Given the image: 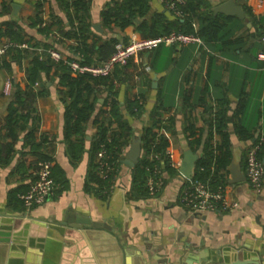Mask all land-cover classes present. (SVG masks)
Returning <instances> with one entry per match:
<instances>
[{
	"label": "crops",
	"instance_id": "1",
	"mask_svg": "<svg viewBox=\"0 0 264 264\" xmlns=\"http://www.w3.org/2000/svg\"><path fill=\"white\" fill-rule=\"evenodd\" d=\"M109 1L89 2V37L100 42L110 37L124 41L149 37L137 28V22L150 21L155 13L165 9V0H148L147 13L137 17L134 24L124 28L113 24L108 27L102 23L101 11ZM209 1L212 10L226 0ZM233 1L241 6L245 18L240 20L225 15L230 18L227 24L231 28L222 41L158 45L140 52L127 65L117 66L111 74L112 94L133 133L120 164L114 165L112 174L107 177L108 186L102 189L107 192L104 196L95 192L99 189L97 183L87 184V175L90 142L96 130L93 118L100 109H109L108 104H103L107 88L98 85V102L85 125L83 152L76 164H72L63 140L59 97L65 96L64 87L57 85L56 67L51 66L47 72L39 71L31 87L34 93L31 104L39 116L35 140L39 141L43 134L52 136L43 146V152L53 162L56 192L42 204L27 210L19 194L32 180L37 158L29 147L22 146L23 130L17 127L16 138L11 139L2 128L11 99V94L3 93L4 83L7 80L12 83L24 81L33 56L42 53L46 44H52L64 61L67 57L80 58V55L75 51L76 40L63 34L69 28V21L66 11L56 0H0V27L4 28L7 22L15 23L21 28L24 39L15 43L20 52L19 59L6 53L3 58L8 65L0 68L1 155L8 142L11 141L13 147L9 161L0 164V239H9L6 259L10 264H89L86 251L69 236L74 232L72 228L60 227L62 231H59L45 227L44 223H57L62 219L69 223L101 222L109 227L105 230L102 226L94 229L84 225L94 233L91 237L97 240L95 248L101 254L102 264H114L117 251L121 252L123 263L145 264L143 261L152 257H168L173 260L168 264H181L182 259L189 260L183 247L185 239L196 243L202 257L212 250H221L227 251L234 262L255 264L256 259L259 262L256 264H264V177L262 189L256 191L245 180L230 183L228 169L224 196L229 204L236 202L237 205L193 216L179 201L180 174L170 177L166 173L163 191L153 198L143 197L133 189L132 167L122 162L132 139L151 124V113L157 105L161 123L172 119L170 128H162L160 132L168 139L178 164L182 160L183 147L187 145L184 128L192 123L203 131L201 143L194 151L189 148L197 159L207 137L209 122L215 115L223 120L229 134L231 160L235 150H239L243 175L244 154L250 140L240 136L259 137L264 146V61L256 57L264 48V0ZM37 2H40L38 8ZM12 4L18 7L13 9ZM166 16L173 18L168 12ZM36 17L41 22L35 24ZM95 24L99 25V30L94 28ZM236 24L238 27L234 29ZM46 26L49 31L40 30ZM198 26V22L193 21V27L198 29ZM0 40L8 41L5 37ZM90 55L95 58L96 50ZM132 99H137L142 107L138 114H130L126 108ZM115 126L113 122L110 129ZM218 140L219 135L212 130V146ZM92 262L96 264L94 260Z\"/></svg>",
	"mask_w": 264,
	"mask_h": 264
},
{
	"label": "trees",
	"instance_id": "2",
	"mask_svg": "<svg viewBox=\"0 0 264 264\" xmlns=\"http://www.w3.org/2000/svg\"><path fill=\"white\" fill-rule=\"evenodd\" d=\"M56 1L66 11L69 21V28L63 34L65 37L76 40L78 45L75 51H78L80 58L67 57L66 61L63 59L55 61L46 53L48 48H53L52 44H46V48L42 53L33 56L32 66L27 70L25 80L12 83L11 99L7 105L8 113L2 128L11 139H14L16 138L15 129L19 127L24 131L22 146L29 147V151L35 155L37 160H52L51 157L43 152V146L52 136L43 134L39 141L35 140L39 116L31 104V99L34 96L31 87L39 71L47 72L51 66H54L56 67L58 78L57 85L63 86L65 90V96L59 97L62 105L63 140L67 146L71 163L76 164L83 152L85 125L93 115L98 102V85L103 84L108 91L103 104H108L109 109L106 111L100 109L93 118L96 130L90 142V163L87 184L91 182L97 183L99 189L96 188L95 192L104 196L107 192L106 189L105 191H102V189L108 186L109 179L102 178L97 173L96 153L102 146L108 154L107 160L114 165L120 164L124 149L132 136V128L123 119L119 102L112 94L111 74L114 71L106 76H93L88 73L75 74L71 72L68 62L77 59L83 64H97L113 52L118 39L110 37L100 42L101 40L89 37L88 9L90 0ZM168 2H173V0H165L164 11L155 13L150 21L142 20L137 22V28L144 33H148L149 37L167 34L171 31L193 33L206 43L222 41L223 37H226L230 32L231 27L227 24L230 18L221 13L214 14L209 0L174 1L173 9L179 10L181 12L180 16L175 15L173 10L167 9L166 4ZM36 6L38 8L40 2H37ZM4 7L3 4L2 10ZM148 9V0H110L101 11L102 23L108 27L113 24L124 28L130 24H134L137 17H144ZM166 12L172 15L173 18H167ZM193 21L198 22V29L193 27ZM39 22H41V19L36 17L35 24ZM236 27H238L237 24L234 25V29ZM48 28L46 26L40 30L47 32L49 31ZM0 37H5L8 42L14 44L7 49L6 53L11 54V58L18 60L20 52L17 51L15 43L24 41L21 28L13 22H7L4 28L0 27ZM89 38L90 41L88 42ZM95 50L97 55L95 58H92L90 54ZM4 55L0 59V68L8 65L7 60L3 58ZM126 108L130 114H138L142 107L137 99H132L127 102ZM158 108L159 106L157 105L152 110L151 124L142 130L140 135L142 152L138 162L131 169L133 189L143 197L148 196L145 180L153 164L162 165V168L170 177L178 174V170L171 167L167 161L164 152L169 147V141L160 132L162 128H170L172 119L169 118L167 123H161L158 116ZM101 115L102 117L100 118ZM113 122L116 123V126L110 129ZM208 127L207 137L203 142L201 154L195 161L193 178L208 181L210 186L216 187L218 184L225 185L227 183L228 165L232 154L230 151L229 134L224 129L223 120L218 115H215L209 122ZM184 129L187 132V145L194 151L201 143L203 131L196 128L192 123H188ZM212 130H215L219 135V140L214 146L210 143ZM240 137L250 140L249 145L258 141L257 138L251 136ZM12 151L13 147L10 141L6 144L3 155H1L0 149V164L9 161ZM257 156L261 160L264 159L263 143L260 144ZM52 172L53 165L51 169V175L53 176Z\"/></svg>",
	"mask_w": 264,
	"mask_h": 264
},
{
	"label": "built area",
	"instance_id": "3",
	"mask_svg": "<svg viewBox=\"0 0 264 264\" xmlns=\"http://www.w3.org/2000/svg\"><path fill=\"white\" fill-rule=\"evenodd\" d=\"M172 1V0H170ZM183 2V0H173V2ZM173 2L166 4L167 9L173 10L177 16L181 12L173 9ZM264 40V37L262 38ZM202 43L201 38L193 33H182L171 31L167 34L155 37H142L138 39H128L126 41L119 39L114 46L113 52L104 60L97 64H83L77 59L68 62L71 72L88 73L93 76H106L111 74L117 66H125L131 59L146 50H151L158 45L166 46H180L187 43ZM14 44L8 41L0 40V59L6 53L7 49ZM46 53L50 58L55 61L62 59L61 54L53 49L48 48ZM256 57L264 61V48L259 50ZM12 91V82L7 80L3 86V93L10 95ZM257 142L251 143L245 151L244 155V176L246 184L253 190L260 191L262 189L264 177V163L258 158L257 152L262 143V139ZM165 156L169 165L178 170L179 164L172 152L171 148L165 149ZM108 154L105 149L101 148L96 153L97 173L102 178L109 177L113 170L114 164L107 160ZM53 162L47 159H38L35 163V168L32 172L33 178L29 182L27 189L19 194V198L25 209H30L32 206L42 204L49 197L54 194L55 183L51 175ZM149 175L145 180L147 189V197L153 198L158 196L164 189L166 184V172L162 165L153 164L149 169ZM194 171L191 178L181 177V190L179 193V201L189 214L198 216L208 211H220L222 208L237 205L236 202L230 204L226 201L224 196V186L218 184L216 187L211 188L208 181L194 179Z\"/></svg>",
	"mask_w": 264,
	"mask_h": 264
},
{
	"label": "water",
	"instance_id": "4",
	"mask_svg": "<svg viewBox=\"0 0 264 264\" xmlns=\"http://www.w3.org/2000/svg\"><path fill=\"white\" fill-rule=\"evenodd\" d=\"M12 7L13 9H16L18 5L12 4ZM212 11L214 14L222 13L224 15H233L239 18L240 20H244L245 18L243 9L233 0H226L224 2H220L216 4L214 7H212ZM94 28L99 30V25L95 24ZM183 149L184 152L182 155V160L178 167V171L183 177L191 178L194 168V163L196 161V155L189 149L187 145H184ZM140 155H141V136L138 135L132 139L129 148L125 153L124 158L122 159V162L125 165L133 167L138 162ZM239 160H240V153L239 150L236 149L235 152L233 153V158L228 166L231 175L229 182L233 184L245 180V176L242 174L240 169ZM44 224L45 227L47 226L54 227L59 229V231H62L60 227L68 226L69 228H72V231H74L72 232V234L74 235L69 233V236L75 240L77 246L80 247V249L86 251L85 257L87 258L88 261L87 263L94 264L92 262L93 260L96 264L104 263V261L101 259V254H99V252H97L95 248V241L97 240L91 237L93 236L94 233L91 232L89 228L84 227V225H91V227L94 229H98L102 226V228H104L105 230H109V227H107L106 225H102L101 222H95V221L94 222L77 221L76 223H69L67 220H63V219L57 223H51V224L44 223ZM3 239L4 240H2V238L0 239V264H10V262H8V260L6 259L9 239L5 237ZM199 244L201 245L202 242H200ZM183 247L187 250L186 255L188 256L189 260L184 261V259H182L181 264H241V262H234L230 260L229 257L230 254L227 251L222 252L221 250H212L211 253L202 257L198 253V250L196 249V243L190 242V240L188 239L184 240ZM4 253H5V257H4ZM116 253L117 254L115 255V258L113 260L114 264H128L126 261H124V263L122 262L120 251H117ZM171 261L173 260L168 257L162 259H153L152 257L150 258V260H145L143 262H145V264H153L154 262L155 263L158 262L160 264H168V262L171 263ZM254 262L259 263L256 259H254Z\"/></svg>",
	"mask_w": 264,
	"mask_h": 264
}]
</instances>
